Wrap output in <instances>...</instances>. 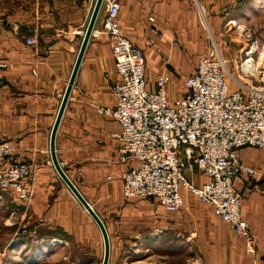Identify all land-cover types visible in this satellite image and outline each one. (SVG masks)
<instances>
[{
	"label": "crops",
	"instance_id": "obj_1",
	"mask_svg": "<svg viewBox=\"0 0 264 264\" xmlns=\"http://www.w3.org/2000/svg\"><path fill=\"white\" fill-rule=\"evenodd\" d=\"M96 1L0 0V62L8 66L0 69V141L14 147L8 163H27L33 169L27 181L31 197L23 202L8 191L0 205L16 208L17 229H27L17 232L24 264L104 262L102 231L59 175L51 153L52 130ZM118 2L123 32L146 52L147 76L155 90L158 72L165 70L172 79L170 67L196 68L199 57L209 50L200 9L215 31L222 11L237 0ZM105 16L102 7L95 30ZM29 39L36 44L29 45ZM112 47L110 38L91 36L55 140L62 170L106 229L108 264H264V149L240 151L242 164L257 171L253 179L244 176L237 183L242 215L257 241L253 256L246 253L245 241L186 188L184 207L177 214L166 213L153 199L123 198L130 165L119 162L113 135L120 126L98 113L100 107L117 104L113 87L120 77ZM191 52L194 63L191 58L187 62ZM175 90L169 87L172 101L180 97ZM186 177L196 186L204 182L197 169ZM169 250L175 253L169 255Z\"/></svg>",
	"mask_w": 264,
	"mask_h": 264
},
{
	"label": "built area",
	"instance_id": "obj_2",
	"mask_svg": "<svg viewBox=\"0 0 264 264\" xmlns=\"http://www.w3.org/2000/svg\"><path fill=\"white\" fill-rule=\"evenodd\" d=\"M102 7L106 16L92 35L113 41L112 57L120 82L113 87L116 106L100 107L98 113L120 126V132L113 135L119 145V162L130 165L123 180V198L153 199L166 213L177 214L184 207L182 189L186 188L245 241L248 255H255L257 241L242 215V193L237 183L244 176L253 179L257 175L256 169L242 164L240 151L264 149V80L249 86L232 77L213 42L185 79L183 95L172 101V79L165 70L158 72L152 90L147 54L124 34L118 0H103ZM149 20L155 22L154 18ZM154 31L162 36L157 28ZM27 43L35 45L36 41L29 39ZM150 46H154L153 41ZM256 52L251 44L244 65L261 58ZM7 68L0 62V69ZM258 71L264 75V69L256 67ZM252 76V71L246 74L247 79ZM229 80L236 90L231 89ZM13 153L10 142L0 141V201L6 192L13 191L26 202L31 197L27 181L32 165L8 163ZM195 169L204 179L199 186L186 177Z\"/></svg>",
	"mask_w": 264,
	"mask_h": 264
},
{
	"label": "rangeland",
	"instance_id": "obj_3",
	"mask_svg": "<svg viewBox=\"0 0 264 264\" xmlns=\"http://www.w3.org/2000/svg\"><path fill=\"white\" fill-rule=\"evenodd\" d=\"M227 11L220 14L222 17L218 24V29L212 31L207 21V17L203 15L200 9L201 25L208 37V48L215 42L220 49L227 67L232 75L239 81L245 82L247 85L263 84L261 73L257 68H264V0H237L232 3L231 7L226 8ZM227 14V15H226ZM251 44L256 46L257 57L252 65H244L245 52ZM189 61L194 63L195 53L191 52L186 55ZM256 57V58H257ZM172 81L170 87H175V96L183 95L184 81L195 68V66L183 65L180 67H170ZM176 68V69H175ZM254 73V76L246 78V74ZM260 74V75H259ZM264 76V75H263ZM232 90H236V85L229 80ZM1 203V202H0ZM17 209L13 206L5 204L0 205V264H24V257L19 247L18 233H27V229L21 227L17 229ZM21 251V252H20ZM175 252L171 250L168 254ZM185 258H188L185 251ZM26 264H28L26 262Z\"/></svg>",
	"mask_w": 264,
	"mask_h": 264
},
{
	"label": "water",
	"instance_id": "obj_4",
	"mask_svg": "<svg viewBox=\"0 0 264 264\" xmlns=\"http://www.w3.org/2000/svg\"><path fill=\"white\" fill-rule=\"evenodd\" d=\"M102 4H103V0H97L89 25L87 27L86 33H85V37L83 40V44L80 50V54L79 57L77 59L72 77L70 79L69 85L67 87L66 93L64 95L56 122L54 124L53 130H52V135H51V153H52V160L54 163L55 168L57 169L59 175L61 176V178L64 180V182L66 183V185L68 186V188L71 190V192L74 194V196L78 199V201L81 203V205L88 211V213L92 216V218L96 221V223L98 224V226L100 227L104 240H105V258H104V262L103 264H108L109 263V257H110V244H109V239H108V234L106 232V229L103 225V223L101 222V220L99 219V217L96 215V213L94 212V210L92 209V207L89 205V203L84 199V197L80 194V192L77 190V188L74 186V184L68 179V177L66 176V174L64 173V171L62 170L57 157H56V153H55V140H56V135H57V131L64 113V110L66 108L67 102L70 98L71 95V91L77 76V72L79 70L83 55L85 53L86 47L89 43V40L92 36V32L95 28L96 25V21L98 19V15L100 13V10L102 8Z\"/></svg>",
	"mask_w": 264,
	"mask_h": 264
},
{
	"label": "bare ground",
	"instance_id": "obj_5",
	"mask_svg": "<svg viewBox=\"0 0 264 264\" xmlns=\"http://www.w3.org/2000/svg\"><path fill=\"white\" fill-rule=\"evenodd\" d=\"M264 65V64H263ZM262 69H264V68H262Z\"/></svg>",
	"mask_w": 264,
	"mask_h": 264
}]
</instances>
